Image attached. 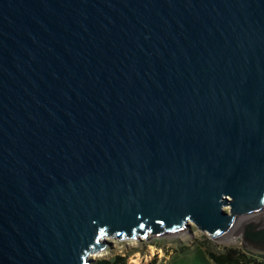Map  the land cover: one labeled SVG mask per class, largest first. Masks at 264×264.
<instances>
[{
	"label": "water",
	"instance_id": "water-1",
	"mask_svg": "<svg viewBox=\"0 0 264 264\" xmlns=\"http://www.w3.org/2000/svg\"><path fill=\"white\" fill-rule=\"evenodd\" d=\"M263 207L264 0H0V264Z\"/></svg>",
	"mask_w": 264,
	"mask_h": 264
},
{
	"label": "rangeland",
	"instance_id": "rangeland-1",
	"mask_svg": "<svg viewBox=\"0 0 264 264\" xmlns=\"http://www.w3.org/2000/svg\"><path fill=\"white\" fill-rule=\"evenodd\" d=\"M223 209L229 212L230 205H224ZM260 219L256 217L244 221L245 223L240 225L241 235L231 238L225 233L230 231L232 226H236L234 222L217 238H213L208 232L197 230L198 227L193 221L186 223L185 231L177 230L167 234L163 232V235L156 234L151 237L149 231L146 235L149 238H138L136 235L135 239L125 236L123 239H113L106 235L103 238L105 247L90 255V264H97V261L102 259L117 261L118 264H215L208 257L207 250L219 254L227 248L245 250L249 257L264 262V245L250 244L243 240L247 225H257L252 231L264 228V220Z\"/></svg>",
	"mask_w": 264,
	"mask_h": 264
},
{
	"label": "trees",
	"instance_id": "trees-1",
	"mask_svg": "<svg viewBox=\"0 0 264 264\" xmlns=\"http://www.w3.org/2000/svg\"><path fill=\"white\" fill-rule=\"evenodd\" d=\"M207 255L215 264H264L263 261L253 259L247 255L245 250L227 248L224 252L215 254L211 250H207ZM97 264H118L117 261L102 259Z\"/></svg>",
	"mask_w": 264,
	"mask_h": 264
},
{
	"label": "bare ground",
	"instance_id": "bare-ground-1",
	"mask_svg": "<svg viewBox=\"0 0 264 264\" xmlns=\"http://www.w3.org/2000/svg\"><path fill=\"white\" fill-rule=\"evenodd\" d=\"M257 217V219H259V218H261L262 220H264V207L263 208H261V209H259L258 211H256V212H254V213H251L250 215H242V216H238V217H236L234 220H233V222L234 223H236V226L233 228V226H232V228H230V231H227V233H225L226 234V236L228 235L230 238L231 237H234V236H236V235H241V230H240V225L245 221L246 222V220H251V219H254V218H256ZM260 219V220H261ZM258 221V220H257ZM232 222V223H233ZM244 222V223H245ZM234 225V224H233ZM228 230V229H227ZM232 239H234V238H232ZM90 257V256H89Z\"/></svg>",
	"mask_w": 264,
	"mask_h": 264
}]
</instances>
